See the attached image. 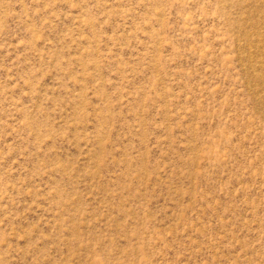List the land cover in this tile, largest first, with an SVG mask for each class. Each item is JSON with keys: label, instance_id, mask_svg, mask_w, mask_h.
I'll list each match as a JSON object with an SVG mask.
<instances>
[{"label": "rangeland", "instance_id": "rangeland-1", "mask_svg": "<svg viewBox=\"0 0 264 264\" xmlns=\"http://www.w3.org/2000/svg\"><path fill=\"white\" fill-rule=\"evenodd\" d=\"M0 264H264V0H0Z\"/></svg>", "mask_w": 264, "mask_h": 264}]
</instances>
